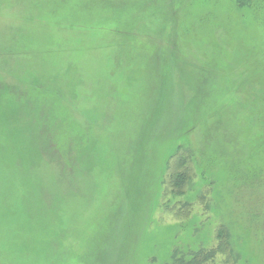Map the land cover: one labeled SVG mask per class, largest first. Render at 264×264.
Returning a JSON list of instances; mask_svg holds the SVG:
<instances>
[{"label":"rangeland","instance_id":"rangeland-1","mask_svg":"<svg viewBox=\"0 0 264 264\" xmlns=\"http://www.w3.org/2000/svg\"><path fill=\"white\" fill-rule=\"evenodd\" d=\"M0 0V264H264V0Z\"/></svg>","mask_w":264,"mask_h":264},{"label":"trees","instance_id":"trees-1","mask_svg":"<svg viewBox=\"0 0 264 264\" xmlns=\"http://www.w3.org/2000/svg\"><path fill=\"white\" fill-rule=\"evenodd\" d=\"M235 1L237 3V6H239L240 8H243L246 6L249 7V6H251V4L253 2L252 0H235ZM179 264H185V263L183 261H181V262H179Z\"/></svg>","mask_w":264,"mask_h":264}]
</instances>
